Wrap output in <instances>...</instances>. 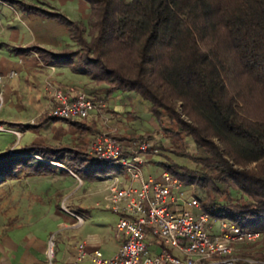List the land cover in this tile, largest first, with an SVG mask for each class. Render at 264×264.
Masks as SVG:
<instances>
[{
	"label": "trees",
	"instance_id": "16d2710c",
	"mask_svg": "<svg viewBox=\"0 0 264 264\" xmlns=\"http://www.w3.org/2000/svg\"><path fill=\"white\" fill-rule=\"evenodd\" d=\"M83 1L85 25L25 6L64 25L74 45L60 54L33 47L39 59L75 61L106 94L128 90L147 100L156 118L165 115L173 123L174 131L162 126L165 132L188 136L199 151H174L194 169L166 160L164 170L205 191L198 201L208 216L264 233V0ZM48 120L56 119H41ZM79 120L70 122L78 132L89 131ZM73 151L40 144L19 155L1 154L0 174L13 162L32 175L49 174L53 166L46 161L63 164ZM222 185L227 194L217 201L209 193H223ZM229 189L238 197L232 199Z\"/></svg>",
	"mask_w": 264,
	"mask_h": 264
},
{
	"label": "rangeland",
	"instance_id": "374dc122",
	"mask_svg": "<svg viewBox=\"0 0 264 264\" xmlns=\"http://www.w3.org/2000/svg\"><path fill=\"white\" fill-rule=\"evenodd\" d=\"M87 14L88 8H85L77 15L78 20L84 25ZM79 67V64L73 61L66 65L65 69L72 73ZM25 79L32 83L31 77L26 76ZM2 81L4 80L2 79ZM8 81V86L22 89V92L16 89L20 96L21 106L18 109L14 105L17 102L15 97L17 95L12 94L9 101H5L4 90H1L0 125L4 131H0V155L6 153L17 155L18 152L16 151L24 147L43 144L46 142L44 139L46 132L42 127L52 124L53 128L49 129L50 140L56 141L57 146L70 147L75 151L66 153L62 157L63 165L68 168V173H72L71 176L76 182L78 180L75 176L83 180L84 183L73 197L61 199L60 194L53 195L50 193L53 187L38 190L35 186L30 185L29 179L34 175L31 174V171H27L26 166H17L14 162L10 163L9 171L6 174H0V247L7 241V238H2L4 235H8L13 230H19L35 238L47 236L51 244L48 241L45 244L46 262L44 264H48V260H50V264H63L61 261L63 247L80 240L86 241L91 252L97 250L102 256L114 252L117 248L114 237L117 214L102 207L104 184L98 180L111 175H125L124 169L114 163H99L88 154V142L91 138L88 131L79 132L73 136L67 121L61 119L41 121L45 115L37 116L44 110V97L41 87L37 86L33 90L16 76ZM91 85L94 83L92 82ZM98 86H101L102 90L106 88L104 85ZM102 90L100 94L102 96L107 95ZM116 91L117 97L106 96V105L102 108L97 103L98 99L94 100L96 106L91 112L92 127L95 129V133H110L125 143L142 137H146L153 143L158 149V153L150 155L144 163L139 165L144 178L147 175L158 178L161 171L164 170L160 163L166 160L190 169L195 168L190 159L177 156L174 152L179 150L188 152L192 156L199 153L188 136L182 133H177V136H174L165 132L162 126L174 131L173 123L169 124L165 115L156 118L149 111L150 103L138 94L128 90ZM98 109L101 112V117L98 112L95 113V110ZM45 112L48 113L49 110L46 109ZM17 122L23 126L33 125L32 122H35V126L21 129L20 126L13 125ZM13 127L20 130L19 136L14 135L9 129ZM110 128H113L112 133L108 131ZM70 142H72L71 145H69ZM29 164H32V160H29ZM52 166L57 167L55 164ZM189 186L185 187L186 194L190 191L197 200L204 198V190L195 185ZM220 189L224 190L221 194L209 193L217 201L223 199L224 195L227 194V188L223 185ZM228 191L232 199L238 197V193L234 190L229 189ZM81 194L85 195L81 196ZM14 197L17 199L16 203H14ZM198 202L200 204V201ZM55 210L58 211L57 213H71L72 217H80L84 221L83 226L75 230L74 228L79 227L75 225V222L69 227L63 224L57 225L56 223L61 218L55 213ZM208 221L211 225L210 231L216 233L219 218L208 216ZM235 250L236 256L239 258L238 262L264 264V233H260L259 237L252 242L236 245Z\"/></svg>",
	"mask_w": 264,
	"mask_h": 264
},
{
	"label": "built area",
	"instance_id": "2783aa9c",
	"mask_svg": "<svg viewBox=\"0 0 264 264\" xmlns=\"http://www.w3.org/2000/svg\"><path fill=\"white\" fill-rule=\"evenodd\" d=\"M15 74L8 71L0 75V83ZM52 97L56 104L49 109L48 116L55 119H83L95 107L80 92L71 95L55 89ZM0 131H4L1 125ZM12 133L19 136L16 131ZM157 153L158 149L146 137L125 143L110 133L93 136L88 154L99 163L122 167L127 180L122 181L117 175L100 180L104 184L102 207L117 214L114 232L119 244L107 256L93 250L89 264H236L239 258L235 246L256 240L260 233L222 218L217 232L212 233L208 215L201 211L197 198L190 191L186 194L185 187L189 185L165 170L158 178L143 177L139 166L142 157ZM74 219L79 226L81 218ZM75 250L68 264L80 263L85 255L84 241L75 243Z\"/></svg>",
	"mask_w": 264,
	"mask_h": 264
},
{
	"label": "crops",
	"instance_id": "0c3cea01",
	"mask_svg": "<svg viewBox=\"0 0 264 264\" xmlns=\"http://www.w3.org/2000/svg\"><path fill=\"white\" fill-rule=\"evenodd\" d=\"M22 5H24V7H21ZM25 6L57 11L70 20L79 21L77 15L81 11H84L85 8L87 9L88 5L83 0H14L13 2L0 0V75L4 76L8 71H14L16 73L15 76L24 81L31 89L34 90L37 86L41 87L44 97V110L37 116L45 114L44 116L48 117V113H46L45 110H49L56 104L52 97V92L55 89L67 91L71 95L79 92L84 93L92 100L95 106L96 102L94 100L98 99L97 103L100 104V108L106 105V96L112 95L116 98L118 95L116 90L102 96L100 94L102 90L101 86L95 84L91 85L92 82L88 76L80 71L76 70L71 73L68 69H65V64L50 63L39 59L33 47H38L54 54H60L68 49L72 50L74 45L70 41L64 25L54 19L43 17L39 13L25 11ZM26 76L33 79L32 83H29L25 79ZM10 79L3 78L4 81L0 83V98L2 99V89L4 90L5 101H9L12 94L14 96L17 95L15 96L17 102H15L14 105L16 108L20 109L21 101L16 89H19L21 92L22 89L20 87L14 88L13 86H8V80ZM102 91L106 94L105 88H103ZM106 111L109 112L108 109H106ZM96 112H98L101 117L99 109L95 110V113ZM79 121L90 128L88 132L91 141L93 138L92 136L96 134L95 129L92 127V112ZM67 122H69L71 128V135L74 136L76 133H79L71 124L70 120H67ZM32 124L31 126H35V122H32ZM13 125L20 126L21 129L25 128L18 122ZM52 126V124H48L42 127L46 132V137L44 138L46 142L43 144L57 146L58 143L56 141L50 140L51 133L49 129L53 128ZM9 129L11 131H16L19 135L21 133L16 127ZM112 130L113 128H110L108 131L112 133ZM71 144L72 142L69 143V145ZM16 152L19 153L20 150ZM30 156L33 157V155ZM148 158V155L143 156L142 163ZM33 159L43 161L41 158L37 159L33 157ZM46 163L51 166L55 164L57 167L54 166L52 172L49 174L30 177V185L35 186L38 190L41 188L45 189L46 187H53L50 193L53 195L60 194L61 199L63 197H73L75 192L83 185L84 181L80 179V183L79 181L76 182L71 176L72 173H68V168L63 164L52 161H46ZM117 176L122 181L127 180L126 175L118 174ZM100 180L101 179L98 181L100 182ZM84 195L85 194H81V196ZM16 201L17 199L14 197V203H16ZM57 212L58 211L55 210V213L61 218L60 221L56 223L57 225L60 226L63 224L66 227L74 225L75 219L72 217L71 213ZM83 224L84 221L82 220L79 227L74 229H80ZM25 235L24 232L13 230L9 232L8 235L2 237L7 238V241L0 247V264H44L46 260L45 244L48 241L47 236L35 238L32 235ZM114 237L118 246L119 241L115 236V232ZM80 241L67 244L63 247L61 251V261L63 264H68L73 259L76 251L75 243ZM84 252L85 255L79 264H89L91 250L86 241H84Z\"/></svg>",
	"mask_w": 264,
	"mask_h": 264
}]
</instances>
